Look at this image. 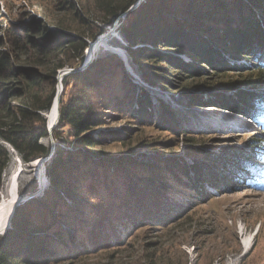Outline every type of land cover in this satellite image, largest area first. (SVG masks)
<instances>
[{"label": "trees", "instance_id": "obj_1", "mask_svg": "<svg viewBox=\"0 0 264 264\" xmlns=\"http://www.w3.org/2000/svg\"><path fill=\"white\" fill-rule=\"evenodd\" d=\"M139 1L99 0L105 26L126 14L122 31L131 56L147 67L160 62L172 78L180 75L189 83L183 90L218 82L225 89L212 97L193 95L189 104L228 108L264 127V0H144L130 11ZM104 33L98 27L92 36L77 34L39 21L13 25L0 39V192L10 163L6 145L25 163L50 155L51 147L41 141L49 137L45 114L56 96L58 71L82 67L87 41ZM229 74L239 79L224 80ZM157 77L164 87L173 85ZM117 78L124 79V89L118 82L113 86ZM63 85L53 130L59 145L46 171L50 188L17 208L11 228L0 236V264H78L85 256L124 246L135 231L178 222L194 200L212 198L207 186L222 194L238 184L264 190V167L256 163L264 161V140L257 136L249 143L253 154L234 148L218 157L203 152L190 167L183 159L144 163L95 150L104 139L91 132L119 115L135 125L158 118L159 128L192 140L190 148L196 144L186 131H175L181 123L169 107L163 104L154 116L152 101L143 90L137 95L138 86L117 57L66 76Z\"/></svg>", "mask_w": 264, "mask_h": 264}, {"label": "rangeland", "instance_id": "obj_2", "mask_svg": "<svg viewBox=\"0 0 264 264\" xmlns=\"http://www.w3.org/2000/svg\"><path fill=\"white\" fill-rule=\"evenodd\" d=\"M143 1L140 0L132 11ZM101 4L99 0H0V39L6 38L7 31L19 23L33 24L42 21L51 29L77 34L86 32L90 36L95 34L98 27L105 28V33L96 40L87 41L84 63L86 59L91 60L89 66L112 57L122 60L129 80L138 86L137 95L143 90L152 101L154 116L158 117L159 109L164 104L179 116L181 127L175 131H186L188 136L196 140V144L190 148L192 140L176 135L173 128L171 131L159 128L158 118L151 125H135L134 119L119 115L91 132V135L104 139L103 145L95 150L116 157L131 156L144 163L155 159H183L189 167L195 163L196 158H203V152L218 157L227 149L234 148L253 154L249 143L256 136L264 140V127L228 108L189 104L193 95L212 97L224 87H219L216 81H210L208 89H200L201 85L195 83L193 88L183 90L181 87L189 84L188 81L180 75L176 76L179 77L177 79L170 77L172 74L168 72L164 73V66L160 62L154 63L156 67H151L153 62L149 63V67L137 62L129 52L128 41L122 31L126 14L116 19L112 26H105L102 22L104 13ZM137 48L139 47H132L138 52ZM240 63L250 65L246 61ZM72 70L75 69L66 67L59 70L58 78L63 74H74ZM146 72L154 73L156 77H146ZM157 76L160 79L169 78L173 85L164 87L165 84ZM229 78L239 79L238 75L224 76L226 81ZM117 80L114 83L118 82V87L124 89V79ZM149 80L157 83L151 84ZM108 85L112 86L110 82ZM116 85L117 83L113 86ZM59 86L57 85L56 92L59 91ZM61 92H64L63 84ZM229 93L226 91V94ZM45 117L47 125L49 122L53 123L57 118L56 108L51 114H45ZM53 130H48L49 137L41 142L50 146L55 153L59 143ZM6 146L10 152V163L3 174L0 223L10 220V214L7 213L9 207L11 213L20 196L28 195L26 191L34 188L37 190L40 181L44 184L47 182L44 192L50 188V181L43 173L41 159L39 166L34 165V161L25 163L15 149L10 145ZM188 149L196 151V156H188ZM256 163L264 167V161L256 160ZM172 184L177 189L180 188L178 183ZM206 189L212 198L207 202L194 200L193 207L178 222L167 227L147 226L135 231L124 246L85 256L78 264H264V190L244 184L230 186L223 194L211 186ZM80 195L86 197L85 193ZM183 197L184 195L180 199Z\"/></svg>", "mask_w": 264, "mask_h": 264}, {"label": "water", "instance_id": "obj_3", "mask_svg": "<svg viewBox=\"0 0 264 264\" xmlns=\"http://www.w3.org/2000/svg\"><path fill=\"white\" fill-rule=\"evenodd\" d=\"M136 7L137 6H135V7L133 6L131 11L134 10ZM90 61H91L90 59L89 60L86 59L85 63L82 66V68H80L78 70H72V72L76 73V72H79V71H83L84 69H86L89 66ZM66 75H68V74H65V75L63 74L60 78H58V80H59L58 85H60L59 86L60 89H59L58 92H56V96H55V98H54V100L52 102V106H51V109L49 111V113H52L54 108H56L57 118H56V120L53 123L52 122L48 123L47 126H48V130L49 131H52L57 126V123H59V120H60L59 107H60V97H61V94H62L61 85L63 84L62 83L63 82V78ZM53 155H54V150L51 148L50 155L48 157H46V158H41V160L43 161L42 167H43L44 176H47L46 175V171H47L46 164H47V162H49L52 159ZM46 186H47V184H44V182L40 181L39 186H38L37 190L34 193L28 194L26 196H20V198L17 201L16 206H15V208H14L12 214H11V217H10V220H9V224L6 227H4V229L2 231H0V236L6 234L7 231L11 228L12 220L14 218V215H15V212H16L17 208L20 207L22 204H24L27 201L41 196L43 194L44 190L46 189Z\"/></svg>", "mask_w": 264, "mask_h": 264}, {"label": "bare ground", "instance_id": "obj_4", "mask_svg": "<svg viewBox=\"0 0 264 264\" xmlns=\"http://www.w3.org/2000/svg\"><path fill=\"white\" fill-rule=\"evenodd\" d=\"M57 112V111H56ZM51 114V113H50ZM35 164L34 165H36V166H39L40 165V159H38V160H36L35 162H34ZM46 178L48 179V177L46 176ZM47 183V182H46ZM45 183V184H46ZM11 205V204H10ZM12 206V205H11ZM16 206V205H15ZM15 206H14V208H15ZM14 208H13V210H14ZM10 209H11V207H9V209H8V214H10V217H11V214H12V212H13V210L11 211V213H10ZM3 222V221H2ZM8 223H9V220L7 219L6 220V222L5 223H0V231H2L3 229H4V227H6L7 225H8Z\"/></svg>", "mask_w": 264, "mask_h": 264}]
</instances>
